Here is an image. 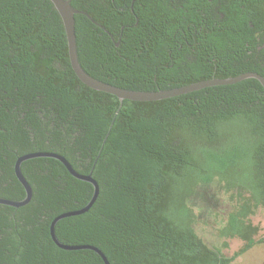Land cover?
Listing matches in <instances>:
<instances>
[{
    "label": "trees",
    "instance_id": "16d2710c",
    "mask_svg": "<svg viewBox=\"0 0 264 264\" xmlns=\"http://www.w3.org/2000/svg\"><path fill=\"white\" fill-rule=\"evenodd\" d=\"M78 59L91 77L142 92L257 73L264 78V0H72ZM118 43V46H117ZM64 157L99 196L56 225L59 241L94 246L110 264H232L264 244V88L256 79L155 101L121 102L84 85L50 0H0V198L21 201L19 157ZM31 202L0 205V264H105L62 250L56 217L94 187L52 158L22 164ZM220 183L235 200L220 230L232 255L196 232L190 199Z\"/></svg>",
    "mask_w": 264,
    "mask_h": 264
},
{
    "label": "water",
    "instance_id": "95a60500",
    "mask_svg": "<svg viewBox=\"0 0 264 264\" xmlns=\"http://www.w3.org/2000/svg\"><path fill=\"white\" fill-rule=\"evenodd\" d=\"M57 11L59 12L63 24L66 31V36L68 40V47H69V56H70V62L71 66L79 78V80L89 88L99 91L111 94L113 96H116L121 102L124 100H130L134 102H155V101H161L177 96H181L187 93L199 91L208 87L213 86H221V85H233L236 83H239L241 81L247 80V79H256L258 80L263 88H264V78L257 74V73H245L235 78H228V79H212L204 82L195 83L192 85L172 89V90H164V91H157V92H142V91H132L127 89H121L112 85H109L107 83L101 82L90 75H88L83 68L81 67L78 59V51H77V37H76V29H75V15L83 14L88 16L85 12L76 10L72 5V0H50ZM89 17V16H88ZM90 18V17H89ZM118 46V43H117ZM35 158H52L55 160H58L61 162L69 171V173L76 178L77 180L90 183L94 187V195L91 199V201L88 203L86 207L79 211L75 212H68L59 215L54 219L51 225V237L55 244L62 250H93L97 254L101 256L105 264H110L107 257L104 255V253L99 250L98 248L94 246H69L61 243L59 239L56 236V225L59 221L79 216L82 214L87 213L91 207L95 204L98 196H99V185L96 182V180L92 177V174L89 175H81L77 173L73 167L70 165V163L62 156L52 153H31L26 154L24 156H21L18 158L16 164H15V174L19 180V182L23 185L25 191H26V198L21 201H14L9 199L0 198V205L14 207V208H21L24 206H27L32 198H33V190L31 185L28 183L26 178L24 177L22 173V164L25 161L35 159Z\"/></svg>",
    "mask_w": 264,
    "mask_h": 264
},
{
    "label": "rangeland",
    "instance_id": "374dc122",
    "mask_svg": "<svg viewBox=\"0 0 264 264\" xmlns=\"http://www.w3.org/2000/svg\"><path fill=\"white\" fill-rule=\"evenodd\" d=\"M189 205L197 216L194 228L210 247L226 256H232L241 247L242 243L239 240L220 236V230L226 225L228 216L235 206L232 195L226 193L220 183L200 185L190 199ZM251 220L261 228L260 236H263L264 208L257 210ZM232 264H264V244L255 246Z\"/></svg>",
    "mask_w": 264,
    "mask_h": 264
}]
</instances>
